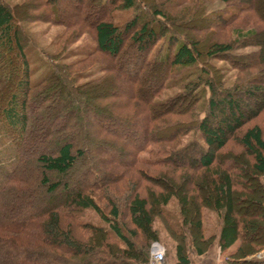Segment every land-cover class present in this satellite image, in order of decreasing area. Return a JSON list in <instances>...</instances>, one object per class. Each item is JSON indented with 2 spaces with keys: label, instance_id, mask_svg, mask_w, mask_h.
I'll list each match as a JSON object with an SVG mask.
<instances>
[{
  "label": "trees",
  "instance_id": "trees-1",
  "mask_svg": "<svg viewBox=\"0 0 264 264\" xmlns=\"http://www.w3.org/2000/svg\"><path fill=\"white\" fill-rule=\"evenodd\" d=\"M121 1L135 14L122 26L107 15L97 17L93 27L97 51L119 59L130 40L141 54L137 68L124 73L129 60H119L117 69L97 61L101 76L80 83L84 70L76 68L90 60L53 64L52 71L33 85L19 5L0 0V130L15 149L5 160L15 167L5 173L0 187L1 264H148L152 245L160 241L158 221L176 241L173 264H191V254L203 255L214 243L221 252L240 243L228 257L231 264H264L245 261L249 254L264 252L260 237L264 127L253 124L264 113V89L258 74H250L264 72V28L250 25L252 19L247 17L264 0H221L226 8L205 15L199 28L230 34L225 39L216 34L204 42L175 29L180 15L170 10L173 0ZM46 2L51 5L55 0ZM118 2L102 0L101 9L106 14ZM193 2L204 15L207 0ZM141 8L146 16L136 14ZM72 23L77 28L88 26L78 15ZM76 37L72 35L71 42ZM163 38L173 49L149 60ZM216 61L231 66L220 67ZM188 68H196L190 81L162 99L170 79ZM153 74L159 80L149 83ZM233 75L234 82L229 79ZM120 84H129L131 94L124 102H110L116 97L111 90ZM55 87L59 89L52 94ZM95 105L101 111L95 117L134 127L141 133L140 141L120 138V130L91 126L81 115ZM81 120L82 135L69 133L71 124ZM45 121L62 124L54 131ZM40 142L54 147L34 149ZM231 144L244 153L229 158L232 151L224 154V150ZM110 147H119L129 161L114 168L106 159ZM94 149L100 156L88 164ZM74 175L79 179L77 189L71 190ZM118 180L126 185L120 188ZM40 189L46 204L37 207L33 202ZM242 194L249 196L260 216L239 213ZM173 199L182 216L178 227L170 224L165 212ZM89 209L107 222L108 230L80 222ZM206 210L217 216L211 234L205 228Z\"/></svg>",
  "mask_w": 264,
  "mask_h": 264
},
{
  "label": "rangeland",
  "instance_id": "rangeland-1",
  "mask_svg": "<svg viewBox=\"0 0 264 264\" xmlns=\"http://www.w3.org/2000/svg\"><path fill=\"white\" fill-rule=\"evenodd\" d=\"M4 1L12 6L16 4L19 5V12L22 16L20 19L23 18V23L21 24L23 25V30L26 35V50L30 59L32 70L31 82L33 85H37L52 71L53 64L63 65L77 63L79 61L87 59L90 60V62H88L81 69L76 68V71L84 70L82 72L83 79L80 81V83H85L101 76L102 73L99 72L100 65H96L97 63H95L97 61L105 65L108 64L114 69H117L120 63L119 60H129V64L125 67V69H123L124 73H126L127 70L133 71L141 63V59L139 58L141 54L138 53L137 48L130 40H127V48H125L121 58L119 59H111L108 56H105L97 51L96 39L93 33L94 21L97 17L101 16V18L104 19L107 15V19L112 18L116 25L122 26L126 24L135 14L134 11L124 9V7L122 6L123 2L121 0H119L116 5H111L106 10L108 12H106V14L104 13L103 9H101L102 0H84L83 3H80L78 0H55V2L51 5L46 2V0H42V5H40L39 0ZM156 1L168 2L170 0H153L152 3ZM193 1L194 0H173V3H171L170 10H172L175 15H180L176 18V25L174 26L175 29L179 32L183 30L187 31L190 37L192 36L194 38L195 42H204L205 40H207V38L208 40H211L215 37L216 34H219L224 39L228 38L230 34L228 31L219 29H209L207 31H204L202 30L203 28H199V26H203L205 15H211L213 14V12L223 10L224 8H226L225 4H223L221 0H207L206 6L203 7L205 13L204 15H201L200 13H198V8L195 9V2ZM233 4L238 6L237 2H233ZM256 6L259 7L256 12L249 10L250 14L248 13L247 17L252 19L250 25H259L261 26V28H264V4L260 3ZM252 8H254V5L252 6ZM261 8L263 10H261ZM136 14L140 16H146L147 11L141 8L138 9ZM258 14L260 15V17ZM77 15L81 17L83 21L88 23V26L85 27V29L77 28V24L72 25V17ZM168 33L171 35L173 31L168 30ZM72 35H77L73 42H71ZM168 47H170V44L167 42V40L165 38L161 39L157 46L152 49L149 60H153L155 57L160 59L162 56H164ZM170 48L173 49V47ZM215 63L220 67L231 66V64L227 63L226 61H216ZM92 65L95 66L90 68ZM115 72L117 71L115 70ZM195 72L196 68H188L178 71V76L176 75L177 77H173L174 79L172 78L168 82L169 89L166 91V97L162 99L174 95L178 90L182 88V83L190 81L192 75H194ZM250 74L251 76H255L258 74V81L264 89V72L258 73L256 71H253L250 72ZM150 78L151 79L149 80V83H156L159 80V76L154 74L151 75ZM139 79L140 78L138 77L135 78L136 81H139ZM229 79L234 82L236 80V76L233 75L232 77H229ZM129 80L131 82H134L133 78L130 76ZM125 85L126 86L123 87L121 84L120 86L117 85L114 89L111 90V93H114L116 97L111 99L109 98L110 102H124L127 100V97L131 94V91L129 84ZM58 89L59 87H55L52 94H55ZM262 99L264 100V98ZM95 106L81 115L85 116L86 119L89 120L91 126L95 128L100 127L102 129L111 128V130H120L122 131L119 134L120 138L128 139L129 137H131V143L134 144L140 141L141 133L137 132L138 130L134 127H130L121 121L115 123L114 121L105 120L101 117H95L101 113L99 107L97 108V105ZM45 122L47 125H50L52 130L54 131H57L62 124V121L56 124L47 121ZM80 122L81 123L71 124V132L69 133H72L73 131L75 132L74 134H77V136L82 135L85 130V125L84 121L81 120ZM253 124L264 127V113L263 116L255 120ZM50 145L54 147V143L45 144L43 142H40L34 145V149H49ZM13 148L14 146L12 142H10L8 137H6L3 131L0 130V187L4 182L5 173L13 170L15 167V164H12V166L10 165V163L7 165L5 164V160H7L6 157L14 154L15 149L13 150ZM120 150L121 149L119 147H110L107 151L106 159L112 161L111 165H113L114 168H120L118 164L129 161L128 157L123 155ZM230 151H232L233 156L231 155L229 156V158L235 157V154L244 153V150L241 147L233 144L229 145L224 150V154ZM99 156V149H94L93 155L87 163L93 164L94 157ZM190 156L191 155H186L185 158L188 159ZM78 176L79 175H74V177H70L71 190L77 189L75 182L79 179ZM113 177L115 178V175H113ZM262 181L264 182V177L262 178ZM143 182L146 185L150 184V181L147 179H143ZM117 185L121 188L125 186L126 183L122 180H118ZM40 190V193L37 194V198L33 202V204H35L37 207L46 204L45 195L43 193L44 190ZM238 207L239 213L243 217L256 218L260 216V211H258V209L251 205L249 196L246 194L241 195V201L239 202ZM165 212L169 217L171 225L178 227L182 224V216L180 214L176 199H173L170 202L169 206L165 208ZM204 220L207 234L215 232L218 223L216 214L209 210H206V212L204 213ZM80 222L83 224L102 227L105 230L109 229L107 222L104 221L93 209H89L88 211H86ZM156 225L160 232V241L158 243L162 245L166 251V264H173L176 261V241L171 237L170 232L164 223L158 221ZM80 233L78 232L77 235L80 236ZM260 237H264L263 230L260 232ZM238 244L240 245V243ZM232 248H229L228 250L231 251ZM259 254L264 255V252L249 254V256L245 258V261H249L251 259L253 260V258ZM9 258L11 257L9 256ZM1 259L2 258L0 256V264L2 262ZM11 262L12 261L6 264H12Z\"/></svg>",
  "mask_w": 264,
  "mask_h": 264
},
{
  "label": "crops",
  "instance_id": "crops-1",
  "mask_svg": "<svg viewBox=\"0 0 264 264\" xmlns=\"http://www.w3.org/2000/svg\"><path fill=\"white\" fill-rule=\"evenodd\" d=\"M238 248V243L231 249V251L221 252L217 243H214L209 251L203 255L196 253L191 254V264H231L228 257L232 255ZM248 262H254L252 259ZM263 263V261H258Z\"/></svg>",
  "mask_w": 264,
  "mask_h": 264
},
{
  "label": "built area",
  "instance_id": "built-area-1",
  "mask_svg": "<svg viewBox=\"0 0 264 264\" xmlns=\"http://www.w3.org/2000/svg\"><path fill=\"white\" fill-rule=\"evenodd\" d=\"M255 261H264V255H257L253 259ZM148 264H166L165 248L159 243H154L151 248V257Z\"/></svg>",
  "mask_w": 264,
  "mask_h": 264
},
{
  "label": "water",
  "instance_id": "water-1",
  "mask_svg": "<svg viewBox=\"0 0 264 264\" xmlns=\"http://www.w3.org/2000/svg\"><path fill=\"white\" fill-rule=\"evenodd\" d=\"M254 262H258V261H255V260H253Z\"/></svg>",
  "mask_w": 264,
  "mask_h": 264
}]
</instances>
